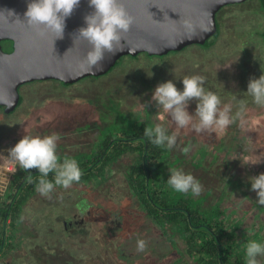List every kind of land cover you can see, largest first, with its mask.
<instances>
[{"label": "trees", "instance_id": "trees-1", "mask_svg": "<svg viewBox=\"0 0 264 264\" xmlns=\"http://www.w3.org/2000/svg\"><path fill=\"white\" fill-rule=\"evenodd\" d=\"M223 26L224 23H220V28ZM252 32L244 31L242 35L248 38L257 33ZM223 34V30L219 29L216 40L206 47L194 45L180 52H170L165 56H150L148 53H141L136 57L126 56L107 75L87 77L72 86H65L56 80L47 82L59 87L58 90L63 95L65 94L63 90L80 86L83 88L81 92L87 93L91 105L104 108L123 118L121 128L116 123L106 125L93 144L88 142L89 150L84 152L79 150L68 157L76 159L83 171L81 181L74 184V190H79L78 186L85 183L89 207H92L94 201L91 190L97 187L93 185L106 183L110 175L112 178L115 176L116 164L125 163L126 168L112 179L113 184L122 186L123 190L117 193L118 190L109 192L105 188L104 191L110 194L109 199H124L125 205H130L137 197L148 215L164 229L171 240L176 233L184 238L189 254L195 257L198 255L201 264H246L247 244L250 241L264 244V238H261L263 227L252 229V233L247 234L250 229H242V220L233 217L229 208H223L220 201L214 204L212 199L216 194H219L220 199L225 197L226 189L240 180L236 175L226 176L225 172L230 162L229 155L222 157V149L213 151L207 148L209 154L213 153L210 160L198 162L194 157L187 159L186 154L182 152L183 148L188 147L187 138L183 141L177 140L179 147L172 150L158 147L144 136L145 128L155 125L149 120L129 115L132 105L148 93L154 92L158 84L172 80L180 90H183L182 79L192 75L205 76L206 90L216 93L221 98L222 106L234 105V115L239 110L240 101L245 102L246 111L261 107L256 105L246 92L250 78H258L264 74L262 67L264 50H256L252 55L246 49L240 50L245 58L249 57L254 61L250 68L245 64L247 61L241 62L240 80L243 83L241 82L237 88H229L227 81L229 82L230 78L227 72L214 69L209 59L210 49L221 41ZM239 38L241 42L246 41L245 38ZM197 48L201 50H193ZM221 51L229 52V50ZM259 52L261 57L256 56ZM186 54L190 59H194L195 56L203 59L201 61L204 64L200 71L189 74L181 72L185 67ZM175 65L180 68H174ZM77 99H80L79 95L74 96L73 100ZM21 108L22 106L19 110ZM16 126L17 121H14L0 127V145L4 139L12 137ZM209 133L210 137H213V134ZM57 155L61 161L67 157L64 154ZM126 156L130 161H124ZM171 168L183 169L185 173L197 178L203 185L202 193L199 196L185 195L170 188L167 180ZM32 175L39 176V172ZM28 176L27 172L21 169L16 172L13 183L0 201V253H4L7 241L11 240L15 244V235L20 230L24 216H32V213L26 210L27 204L34 196H38L36 184L40 178L32 176L33 182L28 183ZM53 178V174H49L47 179L53 180ZM58 198L62 202L66 201L64 194ZM41 222L46 223L47 227L42 224L45 229L50 228L48 220L42 218ZM61 227L59 223L52 226L50 233L60 231ZM258 259L264 264V257Z\"/></svg>", "mask_w": 264, "mask_h": 264}, {"label": "rangeland", "instance_id": "rangeland-1", "mask_svg": "<svg viewBox=\"0 0 264 264\" xmlns=\"http://www.w3.org/2000/svg\"><path fill=\"white\" fill-rule=\"evenodd\" d=\"M243 9L245 10L246 8L239 7L227 11V16L222 18L224 26L220 28V31L223 30L224 33L223 37L216 46L210 49L209 53L212 67L220 72H227L230 78L229 82L227 81L229 88H237L242 82L240 80L241 62L247 61L245 64L250 68V65L254 61V59L250 60L251 58L249 57L245 58L240 50L246 49L251 55L256 50H264V42L258 36L259 32L248 38L242 35L244 31L253 33L252 31L256 30L254 25L256 18L250 16L243 17L244 14L240 13ZM256 26L258 28V25ZM239 31L241 32L238 33ZM239 37L245 38L246 41L241 42ZM193 50L201 49L197 48ZM221 50H229V52H225L228 53L225 54ZM256 56L261 57L262 55L259 52ZM201 60L203 61L198 56L190 59V56L186 54L185 67L181 66V68L184 67L181 69V72L189 74L200 71L204 64ZM262 67H264V64ZM174 68L180 67L175 65ZM58 88L56 85L53 86L51 83L45 82L22 89L25 100L18 113L11 116V118L0 116V127L3 124L17 121V126L14 128L12 137L4 139L5 144L3 148L11 149L25 135L44 137L55 133L60 137L57 154H64L69 157L79 150L83 152L89 150L90 145L88 142L93 144L100 135L101 129L105 128L106 125L116 123L119 128L123 126V118L120 116L117 117L114 113L108 112L104 108L101 109L91 105L87 98V93L81 92L83 91L82 87L77 86L63 90L66 95H63ZM60 89H62V86H60ZM153 93H148L144 98L132 105V111L129 115L149 120L154 125L158 123L162 124L170 134L173 132L178 133L177 140L183 141L187 138L189 141L187 143L188 148H190V151L186 154L187 159H193L194 157L197 158L198 162L210 160L213 153L210 152L209 154L207 148L213 151L222 149V157L229 155L228 159L230 162L228 163V170L225 172L226 176L236 175V178L240 180H238V183L233 184L232 187L226 189V192H224L225 197L220 199L219 194L214 195V198H212L213 203L215 204L220 201L223 208H229V212L233 217L240 218L243 222L242 229H250V232L248 230L247 234H251L252 229L255 230V228L259 229L263 227L261 238H264V205H260L257 202L256 193L251 190L249 180L252 176L264 173V107L247 110L243 117V124L238 118L235 123L223 131L216 130L198 133L191 126L178 129L171 118L164 114L162 110L160 114L164 115V119L160 120L157 115L158 109L155 102L148 103L151 101ZM76 95H79L80 99L75 101L73 99ZM195 108V101L190 102V113L194 114ZM234 110V105L231 104L230 115H234ZM209 132L213 134V137H210ZM124 161H130L129 157L126 156ZM18 167L17 162L0 153V201L5 197L7 189L13 183V176L7 175L5 170L11 168L14 174H16ZM125 168V163L116 164L114 168L115 176L113 178L110 175L106 183L93 185L97 187L91 190L94 200L91 207L92 216L89 218L88 223L90 224L92 221L91 230L82 231L74 236V238L77 237L83 240L82 243H77L78 245H82L81 248L83 249L80 250L78 255H108L110 254L109 251H111L112 256L116 254L106 239H109L114 234L120 240L124 236L121 231L116 232L115 230L113 232L115 228L113 222H116L114 216L115 210L112 207L113 200L109 199L108 195H110L109 192L115 190H118L117 193L122 192V186L114 185L112 179L118 176L119 172ZM58 188L66 192V189L59 186ZM105 188L109 192L104 191ZM124 211H132L131 227L134 226L135 228L133 232L134 238L126 239L128 240L127 244L135 246L138 239L146 240L150 246H153L150 252V254L154 255L152 258L153 263L159 261L155 264H201L198 260L195 261V258L189 254L188 245L179 233H176L171 240L164 229L155 220L146 215L145 208L137 197L132 200L130 206L126 207ZM25 219L21 227L22 232L15 236L17 238L16 241L19 237L20 239H24V237L31 238L36 231L35 229L39 226L37 224L39 223L38 220H34L33 216ZM44 226L47 227L45 224ZM84 233L88 235L86 237L82 236ZM104 241L106 242L102 246ZM84 246L88 247L83 248ZM17 248V250H20L19 245ZM262 258L260 257V259ZM262 263L260 260V264Z\"/></svg>", "mask_w": 264, "mask_h": 264}, {"label": "clouds", "instance_id": "clouds-1", "mask_svg": "<svg viewBox=\"0 0 264 264\" xmlns=\"http://www.w3.org/2000/svg\"><path fill=\"white\" fill-rule=\"evenodd\" d=\"M80 4L81 0H30L24 15L27 24L40 35L51 33L57 40L64 37L66 20ZM89 7L93 11L84 17L86 27H81L77 32L78 37L91 46L81 65L89 71H102L105 60L121 50V41L137 21L128 11L124 0H89ZM173 21L184 29L185 35L192 37L198 34V25L191 18ZM199 27L202 29L203 25ZM205 83L206 77L203 75L185 76L182 79L183 90L172 80L162 82L156 86L148 103L155 102L158 118L164 119V115L160 114L162 110L178 129L191 126L198 133L223 131L238 118L243 124L245 102L240 101L239 110L235 115H230L231 105L222 106L221 98L206 90ZM246 94L253 98L256 105L264 107V74L259 78H250ZM193 101L196 103L194 114L189 111L190 102ZM144 136L150 143L161 148L172 150L179 147L178 133L169 134L167 128L159 123L154 127H146ZM59 139V135L55 133L44 137L25 135L9 150L10 159L17 162L21 170L29 173L31 169L38 170L40 179L36 184V191L46 198H51L58 186L69 189L79 183L83 176L76 159L65 157L61 161L57 155ZM189 151L188 147L182 149L184 154ZM49 174H53V180L47 179ZM249 180L251 190L256 193L257 202L264 205V173L252 176ZM27 182H33L31 175L27 177ZM167 184L175 192L185 195L199 196L203 191V185L197 178L179 168L169 169ZM147 246L146 240L138 239L136 251L144 252ZM259 257H264V244L250 241L246 248V264H260Z\"/></svg>", "mask_w": 264, "mask_h": 264}, {"label": "water", "instance_id": "water-1", "mask_svg": "<svg viewBox=\"0 0 264 264\" xmlns=\"http://www.w3.org/2000/svg\"><path fill=\"white\" fill-rule=\"evenodd\" d=\"M244 1L247 0H124L137 22L125 34L121 50L105 60L103 70L89 71L81 61L91 46L77 35L81 27H86L84 17L93 11L89 0H81L80 7L66 20L64 37L57 40L51 33L40 35L27 24L24 14L30 0H0V107H5V113L14 111L26 83L56 80L69 86L87 77L107 75L126 56H165L192 45L206 47L219 33V11ZM181 18L195 21L198 34L185 35L184 29L173 21ZM4 41L13 42L12 52L5 51ZM9 150L3 148L2 155L10 158Z\"/></svg>", "mask_w": 264, "mask_h": 264}, {"label": "flooded vegetation", "instance_id": "flooded-vegetation-1", "mask_svg": "<svg viewBox=\"0 0 264 264\" xmlns=\"http://www.w3.org/2000/svg\"><path fill=\"white\" fill-rule=\"evenodd\" d=\"M239 7H245L247 9V10L245 9L246 11L243 9L242 12H240L244 14L243 17L250 16L256 18V20L254 21V25L256 28L255 31L257 32V34L259 32L258 36L264 42V0H247L241 3L226 5L218 13L219 23L223 22L222 18L227 16L228 10ZM243 17L241 16V18ZM256 25H258V28ZM8 43H10V46L7 45ZM3 46L6 52H12L14 49L13 42L10 41L9 42L4 41ZM187 48H185L184 50H186ZM41 82L43 81H34L24 84L20 90L21 102L18 105V107L11 113H5V107H0V116L8 118L10 116L16 115L18 113L17 111L19 110V107L23 106L25 100L22 89L24 87L26 88V87H31L33 85H37L38 83ZM4 144L5 143L3 142L0 145V153H2ZM18 171H20L19 167L17 169V172ZM29 171L31 173L27 172L28 175H31L34 178H40L38 175H32L35 172H38L37 169H31ZM78 189L79 190H74V185H73L71 188L66 189V192L59 190L58 187L53 192L54 197H59L62 196V194H64L65 197L69 198V204L70 201L71 204L75 202L73 203V206L71 205L72 210H70L71 211L70 217L68 218L67 221L61 222L62 225H60L63 227V229L61 227V230L66 233V239L61 240V239L51 238L49 230L44 228L40 220V222L38 221L39 223H37L39 224V226L38 228L35 229L36 231L34 235L31 238H27V239L24 237L23 242H21L22 244L21 243L19 244L20 250H17V246L14 243H12L11 240L7 241L4 253H0V258H1L0 261L2 260L0 264H155L159 262L156 261L155 263H153L152 258L154 255L150 254V252L152 251L151 247H153L152 245L150 246L147 243L148 246L144 252H137L136 251L137 245L134 246L131 244L129 245L127 244L128 240L126 239L134 238L133 232L135 231V228L134 226L131 227L132 224L131 218L133 216L132 211L130 212L124 211V209L130 205H125L126 202L124 201V199H120V198H116L112 202L113 203L112 207L115 210L114 216L116 220V222H113L115 227L113 229V232L115 230L116 232L121 231L124 237L121 236L123 239L120 240L116 236V234H114L109 239H106L109 246L113 248L114 251L113 250L112 251L115 252L116 254L112 256L111 251H109L110 254L108 255L106 254L78 255L80 253V250L83 249L81 248L82 245H78L77 243L78 242L82 243L83 240L78 239L77 237L74 238V236L77 235L78 233H81L82 231H90L92 225V221L90 224H88L89 218L92 216V212H91V206L89 207V204L87 203V201L89 202V197L87 193H85V183H83L82 186H78ZM38 194L39 196H42L40 193ZM145 212L146 215L149 218H151L146 210ZM86 235L88 234L85 233L82 234V236L84 237H86ZM106 241H104L102 246L105 244ZM85 247L88 246H84L83 248ZM192 257L195 258V261L198 260V257L195 256ZM3 258L5 260H3Z\"/></svg>", "mask_w": 264, "mask_h": 264}, {"label": "crops", "instance_id": "crops-1", "mask_svg": "<svg viewBox=\"0 0 264 264\" xmlns=\"http://www.w3.org/2000/svg\"><path fill=\"white\" fill-rule=\"evenodd\" d=\"M8 171H12L11 168H8ZM12 173H14V172L12 171ZM52 194H51V198L39 196V194L36 197L34 196L32 198V200L27 204L28 208L26 209L30 214L32 213L31 215L33 216L34 220H38L40 222V220H42V218H44L45 220L49 221L50 228L47 229V230H49V233L52 231V226H56L58 223L60 225H62L61 224L62 221L68 220V218L70 217L71 205L73 206V203L71 204V201L69 204V198L68 197H66V201L62 202L61 199H59L58 197H54ZM29 216L30 215L24 216L22 225L26 220L25 218H29ZM50 219H51V222H50ZM56 222H57V224H56ZM42 224L46 225L45 222ZM22 225L20 226V230L16 233L15 236H17L18 233L22 232L21 231ZM62 229H63V227H62ZM50 237L53 239L55 238V239L64 240V239H66V233L64 231H62L60 228V231L58 230L55 233H50ZM16 239L17 238H15V244H17L16 246H18L24 240L23 238L20 239V237L17 241H16ZM3 260H5V259L3 258Z\"/></svg>", "mask_w": 264, "mask_h": 264}, {"label": "bare ground", "instance_id": "bare-ground-1", "mask_svg": "<svg viewBox=\"0 0 264 264\" xmlns=\"http://www.w3.org/2000/svg\"><path fill=\"white\" fill-rule=\"evenodd\" d=\"M3 180V179H2Z\"/></svg>", "mask_w": 264, "mask_h": 264}]
</instances>
